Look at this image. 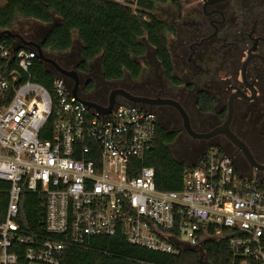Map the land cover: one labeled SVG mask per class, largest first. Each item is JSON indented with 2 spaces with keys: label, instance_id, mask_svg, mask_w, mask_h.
<instances>
[{
  "label": "built area",
  "instance_id": "1",
  "mask_svg": "<svg viewBox=\"0 0 264 264\" xmlns=\"http://www.w3.org/2000/svg\"><path fill=\"white\" fill-rule=\"evenodd\" d=\"M118 3L147 20L136 0ZM6 40L0 102L10 89L13 95L0 107V181L8 184L0 189V264H63L67 250L88 251L93 238L116 236L167 255L224 240L231 264H264V175L246 176L210 148L180 191L158 190L154 169L137 162L154 146V112L125 102L103 117L71 96L65 77L51 90L37 83V49ZM26 193L44 208L40 232L27 226Z\"/></svg>",
  "mask_w": 264,
  "mask_h": 264
},
{
  "label": "flooded vegetation",
  "instance_id": "2",
  "mask_svg": "<svg viewBox=\"0 0 264 264\" xmlns=\"http://www.w3.org/2000/svg\"><path fill=\"white\" fill-rule=\"evenodd\" d=\"M167 23L173 28L169 34L172 38L169 51L175 81L166 78L157 62L155 70L147 62L146 67L152 73L142 79L141 84L116 89L148 100L151 105L139 106L156 114L160 128L173 137L171 149L178 146L183 149L178 151L189 159L197 162L216 146L233 158L242 174L250 175L252 168L245 152L236 147L225 132L216 133L229 121V132L264 167V0H206L203 3L192 0L184 2L181 10L174 9L171 23ZM7 39L22 44L17 38ZM73 55L77 56V52ZM141 64L142 75L133 82L138 83L144 76L146 70L142 61ZM75 68L69 71H76ZM77 75L83 99L102 107L109 105L111 92L116 89L105 95L96 91L91 96L87 90L89 76L82 72ZM66 80L68 85H74L72 79ZM204 96L214 101L212 112L202 109L200 100ZM167 100L184 109L190 133L179 110L160 102ZM116 101L115 106L127 102L120 96ZM253 173L264 175L255 170Z\"/></svg>",
  "mask_w": 264,
  "mask_h": 264
},
{
  "label": "trees",
  "instance_id": "3",
  "mask_svg": "<svg viewBox=\"0 0 264 264\" xmlns=\"http://www.w3.org/2000/svg\"><path fill=\"white\" fill-rule=\"evenodd\" d=\"M0 8V32L11 31L19 18L38 23L34 37L24 39L39 44L47 58L69 70L89 76L88 93L96 94V83L92 79L90 63L98 60L105 82L122 81L129 76L137 81L143 72L141 61L153 53L154 61L162 68L166 78L174 82V68L169 51V34L173 28L157 17L161 6L175 10L183 8V0H136L137 11L147 20L136 16L130 4L118 0H4ZM80 42L77 56L66 55L74 46V35ZM10 46L12 42L6 40ZM21 43H19L20 45ZM33 79L48 90L52 89L58 74L53 68L39 60L31 69ZM24 81V80H23ZM72 88V85L69 84ZM13 95L9 90L0 107L8 104ZM200 105L205 112H212L214 101L202 97ZM54 116L49 120V127ZM45 139L44 136H42ZM173 137L157 129L152 150L139 167L155 171V185L160 191H180L184 186L187 171L193 165L176 159L170 144ZM222 153L221 150H219ZM8 184L0 181V189ZM6 208L4 195L0 193V209ZM23 214L28 227L41 231L44 208L35 194H25ZM232 254L227 241L206 242L204 250L188 249L178 255H167L133 246L121 236L95 237L91 250L69 249L62 257L63 264H231Z\"/></svg>",
  "mask_w": 264,
  "mask_h": 264
},
{
  "label": "water",
  "instance_id": "4",
  "mask_svg": "<svg viewBox=\"0 0 264 264\" xmlns=\"http://www.w3.org/2000/svg\"><path fill=\"white\" fill-rule=\"evenodd\" d=\"M4 37L5 38L7 37V38H17V39H19L22 42V47H24V48H36L37 51H38V59H39V61L50 65L53 68V70L58 75H60L61 77L70 78V79H72L74 81V85L70 89L71 96L73 98H75L77 101L83 103L88 109L95 110L97 113H99L103 117L109 116L113 112V110L115 108V105L117 103V101H116V97L117 96H120V97L124 98V100H126L128 103H131V104H133L135 106L136 105H140V104H142V105H145V104L151 105L148 100L134 97L133 95H131L130 93H128L127 91L122 90V89H116V90L111 92L110 99H109V105L107 107H102L101 105H99V104H97V103H95V102H93L91 100L83 99L80 96V93H79V78H78V75H77L76 71L65 70V69L61 68L57 64V62L55 60H53L51 58H47L45 56V54L43 53V51H42L41 45H39V44H35L33 42H27L21 36L14 35L10 31L0 32V38H4ZM160 102H163L166 105L167 104L168 105H172V106H174L175 108H177L179 110V112L181 113V115H182V117L184 119L185 127H186L187 131L190 133L191 130H190V125H189V118H188L186 112L184 111V109L178 103L170 101V100L169 101L168 100L167 101H160ZM228 124H229V121L224 125V127L222 129H219L216 133L225 132L227 134V136L229 137V139L234 143V145L236 147H238L240 150H243L245 152V154L248 157V160H249V163L251 165V168H252V173L251 174H253L254 170L256 172H264V167L259 165L254 160V158L251 155L250 150L244 144H242L240 141H238L236 139V137L233 136L229 132Z\"/></svg>",
  "mask_w": 264,
  "mask_h": 264
},
{
  "label": "rangeland",
  "instance_id": "5",
  "mask_svg": "<svg viewBox=\"0 0 264 264\" xmlns=\"http://www.w3.org/2000/svg\"><path fill=\"white\" fill-rule=\"evenodd\" d=\"M4 4H5L4 0H0V8L3 7ZM173 12H174V9L172 7H169L167 5L161 6L159 12L157 13V17L160 18L161 20L165 21V22L171 23ZM38 27H39V25L35 21L19 18L17 20L14 28L10 32L21 36L23 39H29L30 37H34L36 35V32L39 30ZM168 40H170V44H171L172 43L171 36H169ZM80 46L81 45H80V42L78 40V37L75 34L74 35L73 49H71L68 53H66V55L70 56L74 52H77V55H78V51L80 49ZM142 62L144 64L146 71H144V74H143L144 76L141 78L140 81H138V83L133 82V80H131L129 76L125 77V79H123L120 82L118 81V82L106 83L103 81V78H102V70H101L99 61L98 60L93 61L91 63L90 69H91L92 75L94 77V81L96 83V88H97L96 91L105 95V94H108L110 91H112V90H114L117 87H120L122 85H125L126 87H134L136 84H139V82L141 84L142 79H146V77L148 75H151V73H152V71L147 69L145 63H147V62L151 63L154 70L158 67L156 64V61H154V56H153L152 52H149V54L142 60ZM160 71L161 70L159 69V72ZM211 148H215V150H218L216 146H212ZM171 150H172L173 155L176 159H178L180 161H184L188 165H193L194 163H196V160H191L187 156H185L184 153H180L178 150H183V149H178V146H173Z\"/></svg>",
  "mask_w": 264,
  "mask_h": 264
}]
</instances>
